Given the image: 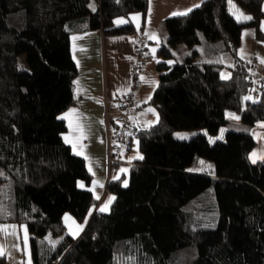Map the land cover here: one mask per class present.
Masks as SVG:
<instances>
[{"label": "trees", "instance_id": "obj_1", "mask_svg": "<svg viewBox=\"0 0 264 264\" xmlns=\"http://www.w3.org/2000/svg\"><path fill=\"white\" fill-rule=\"evenodd\" d=\"M231 1L249 22L236 21L230 0L165 20L159 82L140 106L154 108L158 121L131 128L128 147L137 140L143 158L110 179L115 199L101 212L79 187L94 176L63 138L62 115L77 103L71 37L135 33L115 22L136 14L144 22L150 0H0V224L27 227L34 264H264V159L250 161L264 88L253 100L256 68L239 54L246 29L264 41V0ZM180 46L200 51L169 64ZM199 53L222 63L198 62ZM194 129L205 132L174 136ZM199 159L215 170L189 169ZM67 215L84 226L79 238Z\"/></svg>", "mask_w": 264, "mask_h": 264}, {"label": "crops", "instance_id": "obj_2", "mask_svg": "<svg viewBox=\"0 0 264 264\" xmlns=\"http://www.w3.org/2000/svg\"><path fill=\"white\" fill-rule=\"evenodd\" d=\"M204 1L150 0L148 14L144 22L142 16L136 14L127 18V22L121 24H132L135 33L104 35L99 30L72 35L71 51L78 67V77L75 81L77 103L62 115L63 120L68 125V130L63 138L65 142V138H68L70 142L66 143L71 146L76 155L85 159L88 170L94 176V181L90 187H87L82 182L79 183V187L92 191L94 197L99 202L97 209L100 210L104 196L109 194L107 186L112 178L111 173L114 176H120L124 173L122 166H130L129 164L120 163L110 168L108 162L109 147L112 150L111 154L120 156V159L125 149L132 150L135 140L130 147L126 148L118 139L120 134H124L122 126H125L127 122L132 124L131 128L144 126L139 123L138 118L145 119L148 115L146 109L150 106L140 108L141 105L147 104L150 101L149 98H152H144L145 91L143 89L149 84V77L151 75V71L147 69L146 65L150 54L148 50L150 44L159 49L160 45L167 39L165 32H162L160 35L161 39L158 41L159 37L152 30L153 23L158 21L159 27L162 28L167 18L177 16L172 15V13L186 12L188 9L192 11ZM232 5L235 6L234 9L231 7ZM228 8L236 21H238L237 17L240 13L244 16H250L233 1H231V4L229 2ZM235 10H238V12L234 15ZM189 12L187 11V13ZM250 20L240 23H246ZM261 28L264 33V22H262ZM246 33L248 34L246 35ZM136 34H140L142 41L146 44L144 58L136 55ZM152 36H155V39H150ZM73 37H76V39H73ZM239 54L241 58L252 62L257 70L264 71V63H262L264 61V41L257 39L253 29H246L244 31ZM135 63L142 64L145 72L139 78L138 88L132 90L130 71ZM155 83L156 81L152 79L150 86ZM151 90H153L152 87ZM130 94L134 96L139 107L130 110L126 114L122 109L121 103ZM111 108L112 111L110 110ZM109 112H111V116L108 114ZM133 113L140 114L136 117V121L131 120V114ZM150 113V117L152 116L157 119L153 112ZM113 135H115L114 144L111 142ZM252 135L256 141V147L250 153V156L253 153L259 156L261 153H264V122H259L253 127ZM219 137L221 136L215 137L214 140H218ZM125 155H130V153H126ZM136 160L138 158L134 160L129 159L125 162L134 163ZM262 160L257 158L256 162L253 163L250 159L254 165ZM108 201L106 200L107 207L112 203V201L110 203ZM0 229H3L0 230V249L4 251V254L0 255V260L3 261L0 264H34L27 227L25 225L0 224ZM25 237H27V247H25L24 243Z\"/></svg>", "mask_w": 264, "mask_h": 264}, {"label": "rangeland", "instance_id": "obj_3", "mask_svg": "<svg viewBox=\"0 0 264 264\" xmlns=\"http://www.w3.org/2000/svg\"><path fill=\"white\" fill-rule=\"evenodd\" d=\"M120 20L126 21L127 18H121ZM120 24H122V23H120ZM120 24H117V25H120ZM152 30L155 32V35L157 37H159V40L158 41H160V39H161V36L160 35H161L162 32H165V37L168 38V33H167V29L165 27V22H164L163 27L160 28L158 21H155L153 23ZM136 37H137V34H136ZM165 43H167V40L165 41ZM157 49L158 48H156L155 46H153V44H150L149 50H148V53H150V54H149V57L147 59L146 65H147V69L149 71H151V75L149 77L150 78L149 84L147 85V87L143 88L144 91H145V93L143 92L144 93V98L152 97V95H153V93H154V91H155V89H156V87L158 85V82H159V72L156 69V64L158 62L162 61V59L159 58L156 55V50ZM193 50H199L200 51L199 47H195L194 49H190V48H188L186 46H180V47H178V49L175 51L176 58L172 62H170L169 64H172V65L175 64V63L183 64L185 62L186 58L193 53ZM196 60L198 62H201V63H206V62H210V63H222V57L213 56V57L210 58V57H207V56L203 55L202 53H199V55L196 56ZM223 76H226V77L229 76L228 73H227V71H224L223 72ZM152 79H154L156 81V83L154 85H151L150 86V84L152 82ZM151 87H152L153 90H151ZM149 99H151V98H149ZM110 110L112 111V108ZM146 112H148V115L146 116L145 119H141V117L138 118L139 123H141L145 127L156 124L157 121H158V114L155 111V109L152 108V107H147ZM150 112H153L155 114L154 116H156L157 119L155 117H152V116L150 117V115H151ZM108 114L110 116L112 115L111 112H109ZM139 115L140 114H138V115L137 114H134V113L131 114V120L132 121L133 120L136 121L137 120L136 117L139 116ZM141 116H143V115H141ZM62 119H64V118H62ZM130 125H132V124H130ZM124 128H125V126L123 125L122 126V129H124ZM204 132H205L204 130L194 129V130H190V131H179V132H176L174 134V136L178 140L188 141V140L194 138L195 136H197L198 134L204 133ZM177 133L186 134L187 135V139H179V138H177V135H176ZM219 136H222V132H221V134ZM113 140H114V138H112V141H111L112 144H114ZM122 149H123V147H122ZM126 153H130V155H125ZM136 157H141V154H140V151H139V148H138V142L135 140L134 143H133V145H132V150H126L125 149L122 152L121 159H120V156H114L113 158L115 159V161H117V163H121V164H132V163H126L125 161L126 160H129V159L134 160V159H136ZM200 161H203L204 162V165H201L200 164ZM206 165H211L212 167L211 168H207V167H205ZM112 167H113V165H110V168H112ZM127 169H128L127 166H125V165L122 166V170H126L127 171ZM189 169H192L194 171H197L198 173L199 172H201V173L202 172L203 173H211V172H213L215 170V165L211 161H207V160H204V159H199ZM201 169H203V170H201ZM126 171H124V172H126ZM111 176H112V178H115V179L119 177V176H114L113 173H111ZM109 197H113V196L110 195V194L104 196V198H103L104 201H102V204H101L100 208L105 206L106 200H109ZM111 201H113V200H111ZM110 205L111 204H109V206L103 212H108L109 211V208H110ZM65 223H66V226L68 227L69 232L71 233L72 236H74L76 238H79L84 233V226L82 224L78 223L71 215H67L65 217ZM77 225H81L82 226V229L77 228Z\"/></svg>", "mask_w": 264, "mask_h": 264}, {"label": "built area", "instance_id": "obj_4", "mask_svg": "<svg viewBox=\"0 0 264 264\" xmlns=\"http://www.w3.org/2000/svg\"><path fill=\"white\" fill-rule=\"evenodd\" d=\"M146 50V44L142 41L141 35L137 34V45H136V55L138 57L144 58V53ZM145 72L144 66L140 63H135L130 71V76L132 79V90L137 89L139 86V78ZM255 80V89L252 94V99L259 102L262 98V89L264 88V71L254 70L252 73ZM122 109L124 113H128L130 110L138 107V104L132 94H130L122 103ZM131 123L127 122L124 128V134L118 136L119 141L122 145L128 147L129 134L131 131ZM108 162L111 165L113 159L109 156Z\"/></svg>", "mask_w": 264, "mask_h": 264}, {"label": "snow or ice", "instance_id": "obj_5", "mask_svg": "<svg viewBox=\"0 0 264 264\" xmlns=\"http://www.w3.org/2000/svg\"><path fill=\"white\" fill-rule=\"evenodd\" d=\"M230 4H231V0H230ZM89 7H91L92 10L95 11V7H94V5H89ZM231 7H232L233 9L235 8L234 5H232ZM187 11H191V9H188ZM187 11H186V12H180V13H172V15H186V14H187ZM237 12H238V10H235L233 14L235 15ZM134 19H135V18H134ZM237 19H238V22H242V21L250 20L251 17H250V16H244L242 13H240V14L238 15ZM125 22H127V21H124V20H117L115 23L120 24V23H125ZM247 34H248V33H246V35H247ZM73 39H76V37H73ZM150 39H155V36L150 37ZM153 51H154V50H153ZM241 51H242V50H241ZM262 63H264V61H262ZM222 78H227V77H226V76H223V74H222ZM244 99H245V100H249V99H251V97H244ZM229 117L232 118V119H239V117H238V116H235L234 114H229ZM222 131H223V130H222ZM176 135H177V138H179V139H187V135H186V134H180V133H177ZM219 138H222V137H219ZM65 139H66V142H70V141L68 140V138H65ZM210 142H212V141L210 140ZM74 147H75V145H74ZM77 154H79V153H77ZM86 158H87V157H86ZM136 158L142 159L143 157H136ZM257 158H258V159H264V153H261L259 156H258L256 153H253V154H251V156H250V159L252 160L253 163L256 162V159H257ZM200 164H201V165H204V162H203V161H200ZM205 167H207V168H211L212 166H211V165H206ZM201 170H203V169H201ZM122 171H126V170H122ZM190 171H191V170H190ZM125 186H127V182H126V181H125ZM101 187H102V185H101ZM97 198H99V197H97ZM113 199H115V198H114V197H109V201H108V203H110L111 200H113ZM106 208H107V203L105 204L104 207H101V208H100V211L103 212V211L106 210ZM77 228L82 229V226H81V225H77ZM0 230H3V229H0ZM24 243H25V247H27V237H25V241H24ZM3 254H4L3 249H0V255H3Z\"/></svg>", "mask_w": 264, "mask_h": 264}]
</instances>
